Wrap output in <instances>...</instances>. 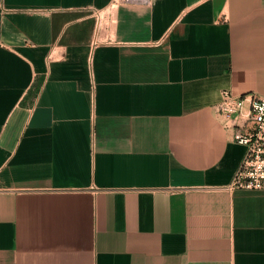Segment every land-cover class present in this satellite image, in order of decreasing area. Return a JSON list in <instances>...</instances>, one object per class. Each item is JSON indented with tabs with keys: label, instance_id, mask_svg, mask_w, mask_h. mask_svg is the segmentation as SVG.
I'll list each match as a JSON object with an SVG mask.
<instances>
[{
	"label": "crops",
	"instance_id": "crops-1",
	"mask_svg": "<svg viewBox=\"0 0 264 264\" xmlns=\"http://www.w3.org/2000/svg\"><path fill=\"white\" fill-rule=\"evenodd\" d=\"M111 3L0 0V264H264L215 108L264 97V0Z\"/></svg>",
	"mask_w": 264,
	"mask_h": 264
},
{
	"label": "built area",
	"instance_id": "built-area-1",
	"mask_svg": "<svg viewBox=\"0 0 264 264\" xmlns=\"http://www.w3.org/2000/svg\"><path fill=\"white\" fill-rule=\"evenodd\" d=\"M146 1L112 0L111 6ZM96 18L101 24L98 12ZM215 108L234 120V140L245 146L243 158L226 189L264 191V97L254 92L236 95L224 89Z\"/></svg>",
	"mask_w": 264,
	"mask_h": 264
}]
</instances>
